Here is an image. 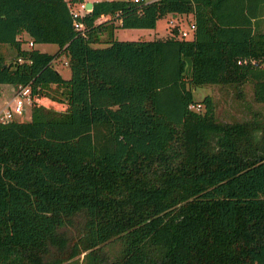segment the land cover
I'll return each mask as SVG.
<instances>
[{
    "label": "trees",
    "instance_id": "16d2710c",
    "mask_svg": "<svg viewBox=\"0 0 264 264\" xmlns=\"http://www.w3.org/2000/svg\"><path fill=\"white\" fill-rule=\"evenodd\" d=\"M83 1L0 0V95L32 99L30 119L0 121V264H264V122L220 121L192 90L249 81L264 101V0H94L74 16ZM168 13H193L192 37L114 35Z\"/></svg>",
    "mask_w": 264,
    "mask_h": 264
},
{
    "label": "rangeland",
    "instance_id": "374dc122",
    "mask_svg": "<svg viewBox=\"0 0 264 264\" xmlns=\"http://www.w3.org/2000/svg\"><path fill=\"white\" fill-rule=\"evenodd\" d=\"M74 9L79 10V4L73 5ZM193 21V13L166 14L157 19L156 25L153 28L147 27H121L114 31V35L119 39H153L156 37H163L170 35L171 27L177 25L180 29L189 30V24ZM261 29L264 31V18L261 22ZM26 37L25 34L21 35ZM23 47H30L27 43L22 44ZM42 48L48 52H55L57 50L56 43L42 44ZM14 56V50H7L6 60H10ZM252 64H257L255 59H251ZM258 64L261 65L258 61ZM54 66L58 68L63 77L67 78L70 75V69L67 64V57L65 54L57 57L54 60ZM2 87L3 92L0 95V106L5 100L11 99L15 93V87L12 84L4 83ZM193 94L196 100L200 101L205 95H210L213 99L215 116L220 121H243L248 120L253 123L264 122V101H259L254 95V85L252 82L245 81L241 85L236 86L231 83H206L202 85L192 86ZM32 99L25 101L23 114L16 119L27 120L30 119ZM38 103L50 105L57 109L64 108V103L58 100H52L49 97L41 96L37 99ZM82 216L76 215L73 217L71 223H67L61 228L69 239V244H72L77 237L82 233ZM104 253L113 259L120 254L122 243L119 239H113L102 244Z\"/></svg>",
    "mask_w": 264,
    "mask_h": 264
},
{
    "label": "built area",
    "instance_id": "2783aa9c",
    "mask_svg": "<svg viewBox=\"0 0 264 264\" xmlns=\"http://www.w3.org/2000/svg\"><path fill=\"white\" fill-rule=\"evenodd\" d=\"M79 4V10L74 9L73 5ZM86 2H70V10L73 13L74 16L80 15L86 11H89L90 9L86 7ZM75 25L80 27L82 26L81 23L75 22ZM195 29V25L193 24V21L189 24V30L186 29H180L178 28V36L179 37H186L190 38L193 35V31ZM29 46L33 45L32 40L30 37H23ZM243 61H247V59H243ZM31 99L30 94V86L29 85H18L17 89L14 93V95L9 100H5L4 103L0 106V121L6 122L10 121L12 119H16L19 115L23 114L24 107H25V101ZM190 107L196 110H200L202 105L200 103H191Z\"/></svg>",
    "mask_w": 264,
    "mask_h": 264
},
{
    "label": "crops",
    "instance_id": "0c3cea01",
    "mask_svg": "<svg viewBox=\"0 0 264 264\" xmlns=\"http://www.w3.org/2000/svg\"><path fill=\"white\" fill-rule=\"evenodd\" d=\"M86 1H94V0H85V2ZM168 14H172V13H168ZM192 14V13H191ZM173 16L174 17H176V14H173ZM118 28H120V27H118ZM118 28H116V29H118ZM115 29V30H116ZM25 34V36L28 38L29 36H28V34H26V33H24ZM167 36V35H166ZM163 37H165V36H163ZM45 43H49V42H40V43H35V44H33L35 47H37V48H39L40 50H43V51H46L45 49H43L42 48V44H45ZM52 43V42H51ZM58 69V68H57Z\"/></svg>",
    "mask_w": 264,
    "mask_h": 264
},
{
    "label": "water",
    "instance_id": "95a60500",
    "mask_svg": "<svg viewBox=\"0 0 264 264\" xmlns=\"http://www.w3.org/2000/svg\"><path fill=\"white\" fill-rule=\"evenodd\" d=\"M92 4H93L92 1H86L85 5H86L87 8L91 9L92 8Z\"/></svg>",
    "mask_w": 264,
    "mask_h": 264
}]
</instances>
